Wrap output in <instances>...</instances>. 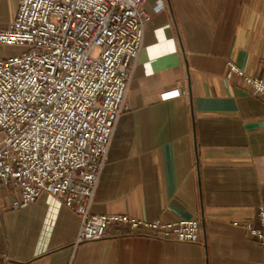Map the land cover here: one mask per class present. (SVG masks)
Here are the masks:
<instances>
[{
	"label": "crops",
	"instance_id": "1",
	"mask_svg": "<svg viewBox=\"0 0 264 264\" xmlns=\"http://www.w3.org/2000/svg\"><path fill=\"white\" fill-rule=\"evenodd\" d=\"M19 3L0 0V28ZM144 8L150 20L91 211L196 218L197 241L111 226L105 238L73 246L80 217L61 200L44 193L12 208L17 190L0 185V264H263L260 244L232 223L254 221L264 206V98L227 63L262 75L264 0H146Z\"/></svg>",
	"mask_w": 264,
	"mask_h": 264
},
{
	"label": "built area",
	"instance_id": "2",
	"mask_svg": "<svg viewBox=\"0 0 264 264\" xmlns=\"http://www.w3.org/2000/svg\"><path fill=\"white\" fill-rule=\"evenodd\" d=\"M145 1L20 0L14 20L0 28V47L22 50L0 56V185L17 190L12 208L44 193L61 200L80 217L73 246L105 238L111 226L183 242H196L201 229L196 218L91 211L150 20ZM227 68L264 98V67L260 76L232 62ZM232 224L264 252V206L254 221Z\"/></svg>",
	"mask_w": 264,
	"mask_h": 264
},
{
	"label": "rangeland",
	"instance_id": "3",
	"mask_svg": "<svg viewBox=\"0 0 264 264\" xmlns=\"http://www.w3.org/2000/svg\"><path fill=\"white\" fill-rule=\"evenodd\" d=\"M22 50L16 47H0V56H11L19 54Z\"/></svg>",
	"mask_w": 264,
	"mask_h": 264
}]
</instances>
